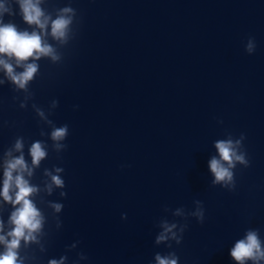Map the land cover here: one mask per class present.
Instances as JSON below:
<instances>
[{"label": "clouds", "instance_id": "9594fccd", "mask_svg": "<svg viewBox=\"0 0 264 264\" xmlns=\"http://www.w3.org/2000/svg\"><path fill=\"white\" fill-rule=\"evenodd\" d=\"M45 0H0V86L4 85L6 80L10 82L16 92L23 91L28 95L23 101H20L19 107L27 108V101L33 98L30 91V84L40 74V63L42 59L50 60L52 64H59L63 61V54L60 49L64 48L76 36L74 25L77 21V11L73 7L65 6L55 11V17L51 12L42 8ZM18 5L17 13L13 5ZM20 15L23 23L28 28L20 29L12 20L5 22V16L13 17ZM31 29V30H29ZM51 38L54 43L49 42ZM56 45H59L58 48ZM245 51L252 55L256 51V42L254 37H249L245 44ZM17 69H20L19 71ZM59 106V101L53 99L50 103L48 114L45 110L35 103L32 108L36 116L50 128V132L41 131V136H48L51 141L49 145L44 140H37L30 144L28 154L30 163L24 153V138L19 137L14 145L4 152L7 157L3 161L2 187H0V198L5 203L12 206L8 216V230L5 232V221L0 216V264H30L36 257L27 254L22 255V249L30 248L31 245L39 246L41 252L46 251L43 240L48 235L45 231V225L48 217L45 212L38 207L37 199L42 191L39 184L32 183V178L36 170L40 168L42 161L48 158L49 149L57 153L65 151L68 145L65 143L69 135V126L64 124L57 126L53 120L49 119L52 112ZM245 135L241 134L234 138L230 133L226 138L218 139L214 143L218 156H213L208 161V168L213 176L212 186H221L228 191L236 189V178L234 170L238 165L245 168L250 166V160L244 150L243 141ZM13 152L19 153L13 156ZM64 169L59 166H53L51 169L44 168L43 176L47 177L44 181L43 191L51 196L56 189H61L60 197H66L65 180L63 179ZM46 203L52 210L53 218L57 229L62 227L58 213H61L64 205L54 201H39ZM194 208L191 211H185L183 207L172 211V216L187 220L188 217H194L197 222L203 224L205 220V210L200 200L193 201ZM165 212L170 211L164 208ZM122 219H127L126 214ZM161 229L155 236V245L165 244L167 248L172 249L173 242L180 245L184 233L188 228L187 223L170 221L161 218L159 220ZM78 242H74L68 248V251L77 248ZM78 264L81 260H87V256L80 252L77 254ZM230 256L236 264H264V240L260 237L259 229H246L242 238L237 239L234 246L230 249ZM68 260L67 255L60 259H50L47 264H65ZM155 264H179V257L175 251H169L166 254L160 252L154 255Z\"/></svg>", "mask_w": 264, "mask_h": 264}]
</instances>
